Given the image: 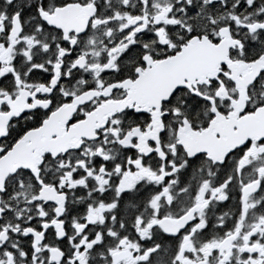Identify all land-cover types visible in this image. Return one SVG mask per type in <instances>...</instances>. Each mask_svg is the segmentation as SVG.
<instances>
[{
    "label": "snow or ice",
    "instance_id": "1",
    "mask_svg": "<svg viewBox=\"0 0 264 264\" xmlns=\"http://www.w3.org/2000/svg\"><path fill=\"white\" fill-rule=\"evenodd\" d=\"M0 264H264V0H0Z\"/></svg>",
    "mask_w": 264,
    "mask_h": 264
}]
</instances>
